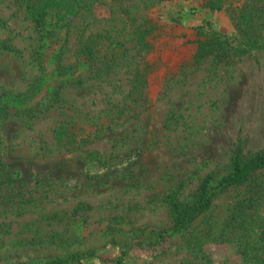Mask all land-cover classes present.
I'll list each match as a JSON object with an SVG mask.
<instances>
[{
  "label": "rangeland",
  "instance_id": "obj_1",
  "mask_svg": "<svg viewBox=\"0 0 264 264\" xmlns=\"http://www.w3.org/2000/svg\"><path fill=\"white\" fill-rule=\"evenodd\" d=\"M28 1L0 0V264H264V167L219 186L235 152L264 153V0H77L57 39ZM207 23L252 49L195 61ZM91 42L135 56L79 81ZM206 183L176 230L168 196L191 206Z\"/></svg>",
  "mask_w": 264,
  "mask_h": 264
},
{
  "label": "trees",
  "instance_id": "obj_2",
  "mask_svg": "<svg viewBox=\"0 0 264 264\" xmlns=\"http://www.w3.org/2000/svg\"><path fill=\"white\" fill-rule=\"evenodd\" d=\"M221 2L222 1L213 2V4L210 6V9L221 10L223 7V5H220ZM28 4L31 8L30 11L33 13V17H36V27L41 34V39H45L47 36H50V38L53 39H57L61 31L65 29L66 31L68 30L69 21H71L70 17H72L73 19L80 13V8H78L80 3L77 0H29ZM136 4H138V7L136 6V11L138 10V12H144V10H146L145 8L141 7L144 6V3H134L133 5L135 6ZM75 7L77 9H75ZM250 10V4L248 2L245 3L241 8L240 11L243 12V21H246L245 17L247 16H249V21L252 20V14L250 13ZM124 13V15L126 16L128 14V9H126ZM142 20L147 22V18H143ZM130 22L133 25L137 26L138 32L141 30L137 18L131 17ZM153 24L154 22L152 23V25ZM147 36L148 32L143 30H141L140 34L138 35V38L140 40L143 39L144 50L141 52L152 54L155 51V46L153 42H145L144 39H146ZM200 36L201 39H199V41L197 42V49L192 56L195 61H199L209 56H215L219 58L239 57L247 54L252 49L249 42H247L245 39H243V41H237V39L232 38L226 34L214 31L211 29L209 23L202 27V33L200 34ZM117 47L118 46L115 45L112 47V49H108L106 55L99 58L95 57L94 54V50L95 48H97L94 42L88 44L85 48V51L87 52L85 54L86 56L90 54L93 57H85L87 58L86 63L88 64V66L86 69L88 71L80 74L79 81H83L88 77H95L100 74L106 73L108 70H110V68H112L110 65L111 61L116 62L120 61L124 57L135 56L133 53H129L131 51L130 47L125 46V48L122 50H119ZM62 53L63 48L55 53L56 58H60L62 56ZM159 64L161 65L160 60ZM47 66L48 65H42L43 68L46 67L48 69L49 66ZM72 68L73 65L62 66L54 64L53 70L57 72V75L62 74L63 76H67ZM7 112L8 106L0 105V116L7 114ZM232 167V173L223 177L219 182V186L231 187L248 183L252 178V173L264 167V153L258 154L255 157H252L248 161L244 162L241 159L239 153L235 152L232 158ZM212 197L213 194L209 189L208 183L203 186L202 193L198 202L185 208H181L177 203L175 194L169 195L168 204L170 205L172 211L177 214L176 230H178V228L182 226H185L188 222L194 220L197 216L202 214L210 206ZM52 264H57V262H54Z\"/></svg>",
  "mask_w": 264,
  "mask_h": 264
}]
</instances>
